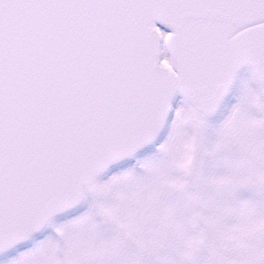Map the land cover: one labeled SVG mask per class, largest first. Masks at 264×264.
Segmentation results:
<instances>
[{"label":"snow or ice","instance_id":"1","mask_svg":"<svg viewBox=\"0 0 264 264\" xmlns=\"http://www.w3.org/2000/svg\"><path fill=\"white\" fill-rule=\"evenodd\" d=\"M0 264H264V0H0Z\"/></svg>","mask_w":264,"mask_h":264}]
</instances>
